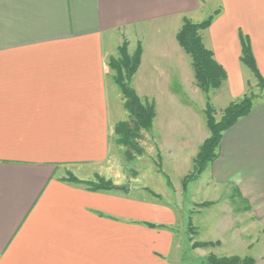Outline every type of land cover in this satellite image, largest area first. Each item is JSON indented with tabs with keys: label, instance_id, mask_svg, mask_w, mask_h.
I'll list each match as a JSON object with an SVG mask.
<instances>
[{
	"label": "crops",
	"instance_id": "0c3cea01",
	"mask_svg": "<svg viewBox=\"0 0 264 264\" xmlns=\"http://www.w3.org/2000/svg\"><path fill=\"white\" fill-rule=\"evenodd\" d=\"M214 12L200 37L227 79L209 99L224 91L228 105L250 73L240 34L264 77V0H0V264H170L117 245L112 190L82 182L111 180L113 127L122 119L107 58L122 35L141 48L130 85L154 102L150 135L163 169L190 166L204 126L185 99L200 91L176 34L184 18L197 23ZM166 109L183 117L167 121ZM210 166L213 182L264 221V101L223 132ZM148 240L169 254L170 233Z\"/></svg>",
	"mask_w": 264,
	"mask_h": 264
},
{
	"label": "rangeland",
	"instance_id": "374dc122",
	"mask_svg": "<svg viewBox=\"0 0 264 264\" xmlns=\"http://www.w3.org/2000/svg\"><path fill=\"white\" fill-rule=\"evenodd\" d=\"M138 45L139 43L129 41L122 35L109 58L119 60L122 46H126L127 53L132 55ZM111 72L113 75L114 72ZM248 74L243 96L249 97L253 103L264 101V87L257 85L251 72ZM217 90L211 89L207 95L199 90L194 101L185 96L186 101L195 105L197 116L203 121L204 135L201 132L198 135V147L210 136L204 113L206 96L209 99L210 94ZM226 97L223 91L214 103L209 99L216 121L220 119L223 107L230 101ZM116 101L118 119H127L121 94ZM164 112L167 121L173 116L183 117L182 112L177 109H166ZM174 127L177 126L173 125ZM142 135L139 144L143 153L132 161H127L123 148L112 141L111 182L116 187L112 190V236L115 235L117 245H131L128 248L135 252L133 247H136L139 253H135L142 255L143 259L151 256L170 264H207L210 254L215 257L248 256L254 259V264H264V221L253 216L247 204L237 198L235 190L222 189L213 182L210 178L211 163L195 179L183 186L184 177L193 170L195 157L188 165L189 168L184 166L175 173L168 167L163 169V160L157 155L156 140L152 138L150 131H144ZM177 136H184L182 127ZM199 136L203 137L200 143ZM112 138L114 140V135ZM103 167L101 173L107 176V164ZM169 213L174 215V220H165ZM144 223L154 224L155 227L150 228ZM164 232L172 236L170 252L165 256L151 248L148 240ZM195 242L201 246L194 247Z\"/></svg>",
	"mask_w": 264,
	"mask_h": 264
},
{
	"label": "trees",
	"instance_id": "16d2710c",
	"mask_svg": "<svg viewBox=\"0 0 264 264\" xmlns=\"http://www.w3.org/2000/svg\"><path fill=\"white\" fill-rule=\"evenodd\" d=\"M217 13L214 12L206 20L197 23L184 18L182 26L176 34L178 44L191 59L195 85L206 95L211 89H219L227 79L226 71L216 62L212 52L206 49L200 37V32L210 26ZM240 41V61L255 77L257 85L263 88L264 77L258 72L256 62L253 60L254 57L249 39L240 34ZM119 53V60L113 57L108 59V67L114 72L111 78L119 89L123 99L122 106L127 112L126 115L128 117L115 124L113 134L114 142L117 146L123 148V155L126 160L132 161L143 153V148L140 146L139 141L143 138L142 132L151 130L156 117V109L152 100L140 98L130 85L131 78L140 64V45H138L132 55L127 53L126 46H122ZM252 106V100L249 97L243 96L239 101L228 104L221 111L220 119L216 121L214 118V108L210 105L208 96H206L204 113L210 136L200 145L193 161V170L184 177L182 181L183 186L189 180L195 179L208 164L216 159L223 132L235 124L239 118L246 116ZM69 180L71 182H78L73 176H69ZM82 183L91 191H108L116 188L111 180H105L101 176H96L95 181ZM144 224L151 228L155 227L151 223ZM193 246L199 247L201 245L195 242ZM206 261L207 264H254V259L248 256L242 258L238 256L215 257V255L210 254Z\"/></svg>",
	"mask_w": 264,
	"mask_h": 264
}]
</instances>
